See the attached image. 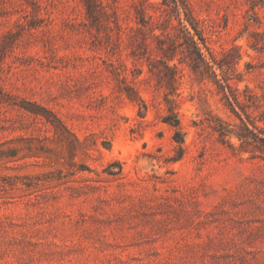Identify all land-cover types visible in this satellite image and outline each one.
Masks as SVG:
<instances>
[{"label": "rangeland", "instance_id": "rangeland-1", "mask_svg": "<svg viewBox=\"0 0 264 264\" xmlns=\"http://www.w3.org/2000/svg\"><path fill=\"white\" fill-rule=\"evenodd\" d=\"M93 2L0 0V264H264V0Z\"/></svg>", "mask_w": 264, "mask_h": 264}, {"label": "trees", "instance_id": "trees-1", "mask_svg": "<svg viewBox=\"0 0 264 264\" xmlns=\"http://www.w3.org/2000/svg\"><path fill=\"white\" fill-rule=\"evenodd\" d=\"M93 5H95V2H93V0H86V8H87L88 13L92 12ZM183 31L185 32L188 39H190V42L192 43V47H193L194 52H195V57H193V58L190 57L191 58L190 64L193 66L195 64V62H201V63H204L206 65H209L208 61L205 60V57L202 55L199 48L197 47V43L193 40L192 36L190 35V31L188 30V28L183 26ZM167 101H168V99H167ZM240 120H241L242 129L245 130L246 132H250V134L254 135V132H252L251 129L249 128L248 123L242 119H240ZM175 125L178 127L180 126V121L178 118L176 119ZM177 134L182 135L180 131H177ZM236 136L240 140L248 137V135H244L243 133H236ZM254 136H256V135H254ZM177 141L183 142V137L182 138L180 137V139ZM180 148L182 149V147H180Z\"/></svg>", "mask_w": 264, "mask_h": 264}]
</instances>
